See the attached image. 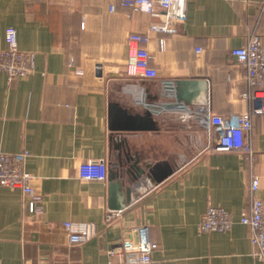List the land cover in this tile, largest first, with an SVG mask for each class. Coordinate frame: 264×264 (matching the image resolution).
I'll return each mask as SVG.
<instances>
[{
	"label": "crops",
	"instance_id": "obj_1",
	"mask_svg": "<svg viewBox=\"0 0 264 264\" xmlns=\"http://www.w3.org/2000/svg\"><path fill=\"white\" fill-rule=\"evenodd\" d=\"M122 1L0 0V52L14 26L34 69L11 81L0 70V151L27 152L24 167L41 196L35 211L21 189L0 186L2 264H123L109 251L141 225L158 243L144 264H255L240 216L251 205L254 175L264 200V112L252 115L248 153L209 149L199 113L233 115L259 104L241 97L250 89L247 70L231 51L254 34L264 41V0H187L186 18L165 32L151 29L164 22L163 10L156 16ZM132 32L149 35L150 63L162 77L126 75ZM178 79L206 81L190 88L187 111L159 109L155 129L110 127L112 102L131 113L145 110L130 84L154 96ZM132 158L141 167L167 161L173 172L156 182L146 168L135 180ZM96 159L122 173L128 199L114 195L108 179L80 177V164ZM210 205L231 213L230 230H201ZM65 221L91 224L92 236L71 243Z\"/></svg>",
	"mask_w": 264,
	"mask_h": 264
},
{
	"label": "built area",
	"instance_id": "obj_2",
	"mask_svg": "<svg viewBox=\"0 0 264 264\" xmlns=\"http://www.w3.org/2000/svg\"><path fill=\"white\" fill-rule=\"evenodd\" d=\"M122 4L156 16L163 10L164 22L151 26V29L156 31H169L173 24L187 16V0H123ZM149 39L146 33L132 32L129 35L125 68L129 78L162 77V70L150 63L151 53L147 46ZM6 43L5 49L0 52V70L7 73L10 81L29 76L34 71L32 54L19 47L14 26H8L6 29ZM231 53L247 70L246 79L250 89L241 93V97L260 102L252 111L233 115L213 113L208 109L199 113V122L212 138L209 149L248 153L252 151L248 140V133L253 126L252 115L264 112V41L260 35L254 34L245 44L233 48ZM180 110L185 112L188 106ZM25 156L27 152L0 151V186L21 189L35 211H38L41 196L34 191L32 173L24 167ZM108 173L109 165L105 159L87 160L79 166L80 177L87 180H107ZM259 186L260 179L254 175L251 180V205L241 214L240 222L250 228L255 264H264V200L257 196ZM112 217V213L108 212L107 219ZM234 223L235 220L227 209L220 205H210L200 221V228L203 231L225 232L230 230ZM63 225L71 243H81L93 234L91 224L65 221ZM157 247L158 243L151 238L149 226L141 225L126 234L109 252L110 255H119L123 264H144L152 262V255Z\"/></svg>",
	"mask_w": 264,
	"mask_h": 264
},
{
	"label": "water",
	"instance_id": "obj_3",
	"mask_svg": "<svg viewBox=\"0 0 264 264\" xmlns=\"http://www.w3.org/2000/svg\"><path fill=\"white\" fill-rule=\"evenodd\" d=\"M200 86L206 87V81L198 79H178L174 81L164 82V90L157 95L150 96L145 88L140 85H129V90L134 94V100L137 104L145 106L143 113H131L128 109L123 108L118 103L112 102L110 104V127L115 130H139V129H155L156 120L154 118L155 113H159V109L172 107L174 109H182L187 107L192 102V96L190 88L198 89ZM162 98H172L171 100H165L158 102ZM150 98V101L148 100ZM155 99L154 101H152ZM157 100V102H156ZM119 138H116V148L122 149V145ZM132 164L129 169L132 172L133 178L138 179L141 172L144 173L146 168H149V172L154 176L156 182H160L169 176L173 172V168L167 161L159 162L154 165L148 164L145 167L139 165L138 159L132 158ZM122 173L115 168H109L108 180L110 182L113 194L122 192V196L125 199L129 198L130 188L124 190V180L122 179ZM115 208L122 207V204H116ZM114 207V206H113Z\"/></svg>",
	"mask_w": 264,
	"mask_h": 264
}]
</instances>
